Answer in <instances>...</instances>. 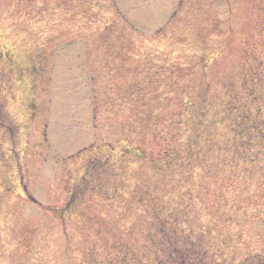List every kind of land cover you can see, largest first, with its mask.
Here are the masks:
<instances>
[{"label":"rangeland","instance_id":"rangeland-1","mask_svg":"<svg viewBox=\"0 0 264 264\" xmlns=\"http://www.w3.org/2000/svg\"><path fill=\"white\" fill-rule=\"evenodd\" d=\"M248 97L264 0H0V264H176L177 218L203 264H264V146L224 112ZM106 144L142 160L65 212Z\"/></svg>","mask_w":264,"mask_h":264},{"label":"trees","instance_id":"trees-1","mask_svg":"<svg viewBox=\"0 0 264 264\" xmlns=\"http://www.w3.org/2000/svg\"><path fill=\"white\" fill-rule=\"evenodd\" d=\"M253 84L255 85L254 82ZM253 84H251V86H253ZM247 96L251 97V94H247ZM250 97H248L247 99L242 98V100H240L239 104H241L243 108L242 110L237 112L236 111L238 110L237 108L235 110L234 106L227 104L226 108L224 109V112L228 113V118L231 119L232 121H235V120L240 121L239 124L234 125V127L232 128L233 129L232 134H234V136L239 135L240 138L245 137L249 139H252L255 137L257 141L259 142V144L261 146H264V132L262 131V126L264 125V118L261 117V122L258 121L259 114H263L264 110L263 108H259L257 110L259 114L255 115L254 113L253 115H250L249 114ZM253 101H254V97L251 100V102L253 103ZM104 149L107 151L106 157L104 158V161L107 167H105V165L101 166V163L104 161L100 162V160H98V162H96L94 167L92 166L93 167L92 171H89L88 168L85 169L86 173L83 176H80L78 178L79 182L77 183L76 181V185H74L73 187L71 186L72 188L70 189L71 191L68 196V201L66 205L68 209H66L65 212L71 213L73 215L76 209L79 210V208H77L76 206L78 203L77 201H79L82 198L84 194L83 192L85 190L82 187L79 188V186L83 185L85 182H88L89 184L92 183L95 185L97 183L96 186H98V183L102 179L101 177L105 176L104 170L108 171L107 173L108 177L104 179V182L102 180V182H100L99 184L100 187L98 186L97 188L101 189V187L103 186L108 188V192H110V195L107 197V199L111 198V195L115 193L114 191L116 190V192H119L120 186L122 187L124 183L126 182L124 181V179H122V176H121L124 173L123 172L124 167H122L121 165L122 163L119 160V156L122 155L125 157V155L128 154L130 156L132 155L136 157V159L138 160H142L141 157L144 154V152L140 150L138 146L136 147L125 146V149L122 150L121 154L119 152H116L114 145H111V144H106L103 147L98 148L97 150L98 152L99 151L103 152ZM236 150L239 151V149H235L234 154H236ZM7 154L8 152L5 154V156ZM13 158L14 157L10 156V158L8 159L11 162V164L13 163ZM81 181L82 182L84 181V183H81ZM14 183L15 182H13V184ZM182 227L183 226L181 225V222L178 218L175 224L171 225L169 229L165 230V229H162L163 227L161 226L159 227V233L162 234L166 239V244L162 246V252L165 253L170 249L168 252L170 255H172V257L175 258L176 264H203L201 262L203 261L202 257H198V255L195 252L191 251L196 248L194 247V243L191 242L187 236H185V235H188L189 232L185 233L184 237H181L178 239L176 238L179 235L180 231L182 230ZM187 242H189V244H187Z\"/></svg>","mask_w":264,"mask_h":264}]
</instances>
